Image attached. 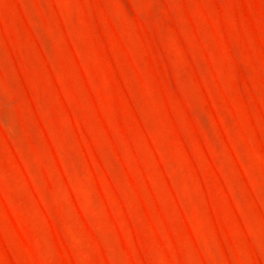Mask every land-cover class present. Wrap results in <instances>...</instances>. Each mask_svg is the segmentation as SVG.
Wrapping results in <instances>:
<instances>
[{
    "label": "rangeland",
    "instance_id": "rangeland-1",
    "mask_svg": "<svg viewBox=\"0 0 264 264\" xmlns=\"http://www.w3.org/2000/svg\"><path fill=\"white\" fill-rule=\"evenodd\" d=\"M0 264H264V0H0Z\"/></svg>",
    "mask_w": 264,
    "mask_h": 264
}]
</instances>
